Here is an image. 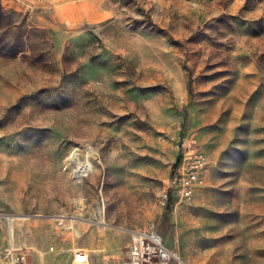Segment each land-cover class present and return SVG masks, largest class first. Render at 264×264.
Listing matches in <instances>:
<instances>
[{"label": "rangeland", "instance_id": "obj_1", "mask_svg": "<svg viewBox=\"0 0 264 264\" xmlns=\"http://www.w3.org/2000/svg\"><path fill=\"white\" fill-rule=\"evenodd\" d=\"M185 142L209 170L163 203ZM152 221L264 264V0H0V258L123 264Z\"/></svg>", "mask_w": 264, "mask_h": 264}, {"label": "built area", "instance_id": "obj_2", "mask_svg": "<svg viewBox=\"0 0 264 264\" xmlns=\"http://www.w3.org/2000/svg\"><path fill=\"white\" fill-rule=\"evenodd\" d=\"M209 158L195 142L184 143L178 161L173 168L169 187L161 194L166 203L175 199L176 203H186L193 199L203 185L209 170ZM186 264L179 255L169 248L155 222L147 223L134 236L128 261L123 264ZM0 264H27V253L21 249L9 248ZM72 264H91L90 255L84 250L74 253Z\"/></svg>", "mask_w": 264, "mask_h": 264}, {"label": "bare ground", "instance_id": "obj_3", "mask_svg": "<svg viewBox=\"0 0 264 264\" xmlns=\"http://www.w3.org/2000/svg\"><path fill=\"white\" fill-rule=\"evenodd\" d=\"M93 163H94V162H93ZM93 169H94V165H93V164H85V165L83 166V168H81L80 172L85 173V172H89V171H91V170H93ZM12 219H13V217H12Z\"/></svg>", "mask_w": 264, "mask_h": 264}]
</instances>
